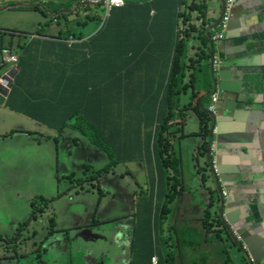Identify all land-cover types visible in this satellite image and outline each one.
<instances>
[{"label": "crops", "instance_id": "1", "mask_svg": "<svg viewBox=\"0 0 264 264\" xmlns=\"http://www.w3.org/2000/svg\"><path fill=\"white\" fill-rule=\"evenodd\" d=\"M204 1H135L125 8L114 9L110 20L103 26L104 9L85 6L81 0H0V25H3V29L26 33H19L23 35L20 41L11 39L7 47L4 41L0 44V66H11L4 78L9 76L10 80H14L8 91L0 85V110L26 119L33 125L34 134H31L54 142L56 149L58 144L55 137L60 138L62 143H71V139L84 143L83 147H75L71 143L75 150L82 152L74 162H69L67 158L55 165V171L64 176L68 175V171L76 173L79 158L94 171L98 165L93 162L100 163V168H103L111 157L126 159L129 170H115L121 178L118 194H109L108 180L101 187L105 188L104 192H100L104 198L109 196V200L123 206V211L119 212L121 215L135 217L137 212L142 215L147 228V242L140 247H149L153 257L158 258V264H264V155L260 149L264 143V0H236L227 38L217 42L210 37L217 32L214 31L222 17L223 5L220 0ZM202 6H208V12L199 10ZM44 11L56 24L60 23V19L63 23L59 26L47 25L48 20L42 16ZM71 15L76 17L70 18ZM22 22L25 24H17ZM72 23L79 25L75 34L69 30ZM109 23L113 37L109 41L96 43V38ZM17 41L19 46L15 44ZM177 45L180 46L176 48ZM113 54L117 57L113 58ZM9 55L16 56L18 64H6L4 58ZM212 56L219 59L221 64L214 75L210 66ZM176 57L179 58L176 61L177 73H184L185 76L183 84L179 83L178 86L185 87V92L180 93L177 87L178 93L171 103L173 106L166 110L162 104L167 94L172 61ZM113 63L120 65L121 73L116 75L118 85L112 84ZM20 73H26L23 80L26 90L15 91V82ZM2 77L3 74H0V79ZM98 84L102 85L100 92L107 98L103 110L107 118L100 124L103 143L99 146L93 144H97L94 134L98 129L90 132L88 129L72 128L67 129L63 136H57L52 127L59 126V118L64 112L79 109L80 116L69 124L74 127H84L83 120L87 124L92 123L94 104L86 103L78 108L77 96L85 95L91 86ZM17 85L22 86V80H18ZM65 87L75 89L71 97L65 96ZM215 87L221 93L217 114L210 118L211 130L207 142L216 146L213 156L220 174L219 181H213L212 171L208 177L203 171V187H199L200 181L195 177L181 188L173 203L167 205L168 214L163 215L170 188H167L158 159V123L166 118L168 112L171 122L168 123L170 132L167 136L172 148L165 158L178 159L181 168L182 164L186 165V159H198L197 164H206L209 145L208 153L205 157L201 156L202 126L196 107L206 112L210 96L217 91ZM23 97L28 109L26 114L12 111L10 103L13 101L19 107ZM116 98L122 99V103L114 102ZM53 100L56 103L55 112L46 106ZM66 100L70 101L65 105ZM150 101L151 106L146 104ZM252 103L254 107H251ZM149 109L153 113L151 119L145 112ZM259 129L262 130L261 134ZM23 133L19 135L26 136V132ZM26 142L27 139L24 142L17 140L14 148L23 151ZM15 152L13 158L9 154L4 158L6 166L0 165L1 173H9L7 166L13 167L18 161L16 156L20 153ZM68 154L73 155V152ZM22 160L30 169L39 165V160L33 156ZM59 160L57 155L56 161ZM125 172L131 176H124ZM43 180L44 176L38 182L43 184ZM145 181L147 195L142 188ZM220 188L228 194L226 198L219 194ZM2 189L10 190L5 183ZM135 189L138 190L134 192ZM77 191L82 202L78 207L75 204L69 206L66 215L82 207L88 212L83 205L86 197L82 194L89 193L88 190L85 188L79 192L77 188L68 195ZM61 199L64 200V196ZM101 199L98 194L97 201ZM213 201L215 208L211 213L219 212L223 205L225 226L242 239L245 250L257 259L252 260L249 255L248 260L238 248L224 246L216 233H207L203 221ZM58 221L66 222L70 232H54L39 250L38 244L47 234L42 232L40 241L31 246L29 254L27 246L21 244L18 254L24 256L20 264H88L95 253L97 255L94 256L102 261L99 264H117L120 258L126 263L132 259L134 261L131 237L117 242L116 246L124 247L120 257V254L113 252L115 245L105 246L104 224H101L102 227L95 226V216L92 214L82 215L74 224L70 217H58L56 226ZM74 230L80 231L71 236ZM217 239L220 240L219 245L216 244ZM99 247L103 248L104 255L98 254L101 252ZM227 248L229 255L226 256L224 252ZM36 251L39 253L33 254ZM138 256L137 264H153ZM229 258L231 263H228ZM9 263L12 264V261L9 260Z\"/></svg>", "mask_w": 264, "mask_h": 264}, {"label": "rangeland", "instance_id": "2", "mask_svg": "<svg viewBox=\"0 0 264 264\" xmlns=\"http://www.w3.org/2000/svg\"><path fill=\"white\" fill-rule=\"evenodd\" d=\"M205 1H209V0H205ZM205 8H206V12H208L209 7L207 6ZM42 9L44 10V8ZM42 16L46 17V19L48 20L47 25L59 26L60 24L63 23V20L60 19V23L56 24L55 21L52 20L53 18L52 17L50 18L47 15L46 11H44ZM73 17L76 16L71 15L70 18ZM80 23H85V22H80ZM17 24L24 25L25 22L17 23ZM64 25H66V23ZM15 27H19V26L15 25ZM19 28L28 29L27 27H21V26ZM78 28L79 25L74 23L70 24L69 26V30L72 31L73 34L77 33ZM13 31L17 33H12V34L7 33ZM19 33H24V32L15 29H3V25H0V44L4 41L5 42L4 44L7 47L8 46L7 42L11 41V39H18L20 41L23 35ZM64 36H66V33L64 34ZM19 41H17L15 44H18ZM19 45L20 44H18V46ZM184 50H186V48ZM10 65H14V64H10ZM10 70H11V66H4L3 64H1L0 74H3V77L0 79V85L2 86V88L6 89L7 87V86L5 87L3 86L2 83L3 79H6L8 83H12L9 76L4 78ZM183 92H185V90L182 91V94ZM195 97L196 96H194V98ZM19 116H14L13 114H11V112H4L0 110L1 167L6 166L4 163V158H7L8 154L11 155L10 156L11 158H13L12 154H14L15 150H16L15 153H20V155L16 156L18 161L15 162L14 166L13 167L7 166L9 169L8 170L9 173L3 174L0 172V264H10L9 260H7L5 257H10L11 255H13L14 252H17V248L21 244H25V246H27V252L29 254L31 252V246L33 244H37L40 241V237H41L40 235L42 232L48 233L55 230L57 231L67 230L69 228V225L64 221H58V226L56 227L57 223L55 220L58 217H61L62 219H67V217H70V220L74 224V222H76L77 219H81V216L82 215L85 216V214L87 213L95 216L97 206L99 207V209L96 213L95 221L104 224L102 231H105V236L103 237V242L105 246H111V245L116 246L119 240L124 239L127 236H130L131 239H133V237L135 236L138 230L139 224H144L142 215L139 212H137V215L135 217H126V215L125 216L121 215L119 212L123 211V206L121 204L118 206L116 204V201L109 200V196L103 198V195H101L103 199H101V201L98 202L97 201L98 193L97 191H92V186L90 185V183L88 186L85 187L89 193L82 192V194L86 197L84 198L83 205L87 207L88 212L85 208L82 207V208H76L70 212V215H66L69 206H73L72 204H75L78 207L80 205V202H82L79 201L80 199L78 194L72 193L67 197L64 195V200L61 199L63 196L61 198H58L56 201L53 202L52 205H50V207L46 210L44 215L38 217L37 219L31 220L32 202H35L34 210L38 211L41 209L40 206H42L41 203L42 199L46 200V199H50L51 197H56L58 194L68 191L71 188V185L74 184L72 181L69 180V178L64 179L63 174L57 173L54 168L55 165L61 164L62 161L67 158L69 162H74L76 160V157L82 155V152L75 150V148L72 146L71 143L58 142L57 143L58 148L56 149L54 142H47L44 139H40L39 137L38 138L34 137L33 136L34 133L32 132L33 125L30 124L29 122H26L25 121L26 119H23L22 117ZM201 126L203 127L202 123ZM14 131H20L22 133L26 132L25 133L26 136L21 137L19 134H12ZM28 135H30V137ZM26 139L27 142L23 151H21L19 148L16 149L14 148L17 143V140H22L24 142L26 141ZM68 152H73V155H69ZM57 155L60 158L58 162L56 161ZM31 156L39 160V165L36 164L34 169H30L26 165V163H24L22 160L23 158H30ZM203 157H205V155H203ZM125 161L127 160L126 159L122 160L121 162L123 164H121L118 167L116 166L114 167H116L117 170L118 169L129 170V167L126 166ZM185 162L186 165L183 166L182 164V168L180 167L181 169L180 176L176 177L175 182L172 181L171 183H169V188H170L169 196L173 197L172 201L169 204L173 203L175 196L179 194L181 188L183 186L188 185L192 180H194L195 177L198 181H200L199 187L202 188L203 171H206L205 174L207 175V177L212 171V167L209 162H207L206 164H204L203 162L197 164L198 159H194L193 161L186 159ZM93 163L98 165L97 169L99 170L101 169L100 163H95V162ZM85 164H87V162L79 158L77 162V169L75 171L76 172L74 179L75 181H77L80 178L85 179L84 174L86 172V169L83 166ZM144 165L145 167L147 165L146 159ZM188 168L191 171H189ZM97 169H95V171H97ZM87 170L89 169L87 168ZM69 173L70 171H68L66 174ZM118 174H119L118 171H114L111 175L104 178V181L102 183L103 186L105 181L108 180L107 188L109 189L110 195L115 194L116 196L118 194L117 189L121 181V178L119 177ZM216 174L218 175L217 170H216ZM182 175H183L184 183H182ZM42 176H44V180H43V184H40L38 180L41 179ZM124 176H131V174L125 172ZM212 178L214 181H216V177L214 176V174H212ZM4 183L6 184V187H8V189L10 190L2 189ZM146 183L147 182L145 181V184L142 188L144 189V194L147 195ZM205 186L208 187V185ZM173 187L175 188L173 189ZM100 190L104 192L105 188L104 189L100 188ZM130 190L131 189L129 187V193ZM137 190L138 189H135L134 192H136ZM123 191L124 193H126L125 189H123ZM68 193H70V191ZM222 206L223 205H221L219 215L217 216L219 219L217 220V225L219 226L222 225V223L219 224V221L221 222V220H223L225 224L227 223L226 218L224 216L225 209ZM49 217H51V219ZM145 217L148 216L145 215ZM53 221H55V227L51 226V223ZM83 222L88 223V221L86 220H84ZM99 226H103V225H99ZM216 228L219 229L218 226H216ZM79 231L80 230H74L70 233V235L74 236ZM34 234H35V238H33ZM215 235L221 240V242H223L224 246L228 245V248L230 247L232 249L233 248L236 249V244L234 243V240L228 229L225 231V234H221L219 232L216 233ZM219 239L216 240L217 245H219L218 244V242L220 241ZM34 248L36 249V247ZM228 248L227 251L224 252L226 256L229 255ZM147 249L150 250L149 247H147ZM98 250L102 251L103 248L99 247ZM37 253L39 252L36 251L33 254H37ZM120 261H125V260L120 258ZM100 262L102 261H100L98 258H94L92 261H90L91 264H99ZM75 264H77V262Z\"/></svg>", "mask_w": 264, "mask_h": 264}, {"label": "trees", "instance_id": "3", "mask_svg": "<svg viewBox=\"0 0 264 264\" xmlns=\"http://www.w3.org/2000/svg\"><path fill=\"white\" fill-rule=\"evenodd\" d=\"M206 1H204L205 3ZM198 8V7H196ZM199 10H201L203 13L206 11V8L204 6L199 7ZM107 26V27H106ZM103 29L104 32H102L97 38H96V43H102L105 42L104 40H108L110 38H112V31L110 29V23L109 25H106ZM107 41V42H108ZM207 43V41H205ZM184 45V43H182ZM180 45H177L176 48H178ZM107 47L111 48L110 45H108ZM174 54V52H173ZM175 54L177 55V51L175 50ZM117 55L113 54V58H116ZM202 58V57H201ZM177 59H179L178 57H176V60L172 61L173 62V68L172 71L169 75L168 78V87L166 88L167 90V94H165V102L164 104H162V106H164L166 108V110L168 109V107H172L173 104H171L175 97V94H177L178 92L176 91L177 87H178V91L181 93L185 87H180L178 86V84H183L184 81V73H177L178 69H177ZM131 64V63H130ZM98 70H101V68H98ZM113 71H114V78L112 80V84L113 85H118V77H116V75L120 72V65L114 64L113 63ZM26 73H20L18 79L15 82V91L18 90H26L23 80L25 77ZM18 80H22V86L17 85V81ZM74 80H72L73 82ZM100 86H102L101 84L96 85V87L91 86L90 87V91L87 92L85 95H81V97L78 95L77 96V100H78V108L81 106H84L86 103H93L94 104V109L91 111L93 114V120L92 123L87 124L84 120V127L82 126H73V125H69L72 123V120L75 117H79L80 115H78L79 109H74V110H70L68 112H64V114L62 115L61 118H59L58 124L59 126H53L52 128L56 131L57 136L61 137L64 135L65 131L68 129H78V130H85L88 129L90 132H96V130L98 129L97 133L94 134L95 139H97V144L93 143L94 145L99 146L100 144L103 143V128L102 126H100V124L102 123V121L104 119H106V115L103 114V110L105 108V103L107 102V98L104 97V94L102 92H100L101 88ZM74 88L71 87H65L64 92H66L65 96H72V92H74ZM70 100H66L65 101V105L67 102H69ZM114 102H120L122 103V99L120 98H116L113 99ZM55 101H51L49 103L46 104V106L51 107L52 108V112H55L54 107H55ZM146 104H149L151 106V101L147 102ZM10 109L16 113H21V114H26V112L28 111V109L26 108L25 105V97H23L22 101L19 102V107L17 105H15V103L12 101L10 103ZM170 111V110H169ZM146 114L148 115L149 119H151L153 117V113L152 110L149 109L147 111H145ZM196 112L198 113L199 117H200V122L202 123L203 127L201 130V140H202V145L200 148V155L203 156L205 154L208 153V142L207 139L208 137H210V130H211V120L208 116V114L206 112H203V109L201 111V109L199 107H196ZM78 115V116H77ZM168 118V119H167ZM55 122V120H53ZM148 122L150 123L151 120H148ZM171 122V119L169 117V113L167 112L166 118L159 124V127L156 130V145L157 148L160 149V153H159V162H160V166L164 171V177L165 180L167 182V188L169 187V183H171L172 181H176V177H179L181 174V163L178 159L172 158V157H167L165 158V156H168V154L171 152V143H170V137L167 136L170 132H168V123ZM99 132V133H98ZM101 132V135H100ZM22 132L20 131H14L12 134H21ZM6 138V137H5ZM55 142H61L62 140L60 138H54ZM109 140H111L110 136H109ZM71 143L75 146V147H80V146H84V143L82 141H80L79 139H71ZM124 159H117L116 157H111L109 159V162L107 164V166H105L104 168H101L100 170L94 171L93 169H91L89 166H84L86 169V172L84 174V178H80L77 181H75V173H70L68 175L63 176L64 179H68L70 181H72L74 184L71 185V188L68 191H65L61 194H58L56 197H51L50 199H42L41 203L42 206L40 210L35 211L34 207H35V202L31 203V220L37 219L38 217H41L42 215H44V213L46 212V210L50 207V205L53 204L54 201H56L58 198H61L62 196H67L68 192L74 189H79L81 191L85 190V187L89 185L92 186V191H97V193L101 196L103 195L100 192V188L102 187V183L104 181V178L108 177L109 175H111L121 164H123L121 161ZM112 163V165H111ZM116 166V167H114ZM87 168L89 170H87ZM91 171V172H90ZM172 171V174L171 172ZM89 176H88V175ZM166 174V176H165ZM173 175V176H172ZM172 177V178H171ZM175 187H173L174 189ZM91 191V190H90ZM76 194H78V191L76 192ZM104 198V195H103ZM173 197H170L169 195L167 196V201H166V205L163 207V215L165 213L168 214V209H167V205L172 201ZM215 208V203L214 201L211 203V205L209 206L207 212L205 213L204 216V221H203V226L205 228V230L207 231V233H211V234H215V233H221V234H225L226 229L223 227V223L219 221V224L222 223L221 226L217 225V220L218 219V215L219 212H215V213H211V210ZM99 207H96V212H95V217H96V213L98 211ZM51 219V218H50ZM94 220V218H93ZM92 220V222H93ZM56 221V220H55ZM55 221H53L51 223V226L55 227ZM102 223L96 222L95 226H99ZM216 226L219 227V230H216ZM224 231H223V229ZM59 232H65L66 231H59ZM54 233V231L50 232V234L42 241L40 242L38 245L43 246L46 242H48L49 238L52 236V234ZM137 238V240H136ZM147 242V228L145 227L144 224H139L138 230L135 234V236L132 239L131 242V254L132 256L134 255V261L132 262V260L127 263V264H137L138 263V259L139 256H142L145 260V262L147 260L151 261L153 254L151 253V249L148 250L146 245H143L142 247H140V245L144 244ZM223 243V242H222ZM224 245V244H223ZM138 254H135V253ZM229 263H231V259L229 258ZM148 263V262H147ZM146 263V264H147ZM159 263V262H158ZM246 264H249L248 262Z\"/></svg>", "mask_w": 264, "mask_h": 264}, {"label": "built area", "instance_id": "4", "mask_svg": "<svg viewBox=\"0 0 264 264\" xmlns=\"http://www.w3.org/2000/svg\"><path fill=\"white\" fill-rule=\"evenodd\" d=\"M135 1H143V0H81V3L85 6L89 7H100L104 9L105 15H104V24H106L107 21L111 18V12L114 9H121L126 7L129 3L135 2ZM222 2L223 7L225 6V15L222 19L221 24L218 25V27L215 29L214 32L215 35L212 37V40L214 42L217 41H223L226 39V36L229 32V27L232 19L234 18V8L236 6V0H220ZM4 61L6 64H18L19 59L16 56L9 55L4 58ZM210 66L212 73L217 72L220 67V61L216 57L212 56L210 59ZM12 83L14 80H11ZM6 82V89H10L12 86V83H8L6 79L2 80V83L4 84ZM217 91L213 95L210 96V105L206 110V113L208 114L209 118H214L217 114V104L219 101V93L221 91L215 87ZM213 128V127H212ZM209 154H208V162L210 163L212 167V171L216 173V162L213 154L216 153V146L211 142H209ZM223 197H227V193L223 191ZM153 264H157V257H152Z\"/></svg>", "mask_w": 264, "mask_h": 264}, {"label": "water", "instance_id": "5", "mask_svg": "<svg viewBox=\"0 0 264 264\" xmlns=\"http://www.w3.org/2000/svg\"><path fill=\"white\" fill-rule=\"evenodd\" d=\"M224 15H225V6L223 7V13H222V17H221V19H220V21L218 22V25L219 24H221V22H222V19H223V17H224ZM231 23H232V21H231ZM231 23H230V26H231ZM218 25H217V27H218ZM216 27V28H217ZM229 29H230V27H229ZM226 38H227V36H226ZM251 107H254V104L252 103L251 104ZM262 133V130L261 129H259V134H261ZM260 149H261V151H262V154L264 155V143L262 144V146L260 147ZM217 170V169H216ZM217 172H218V175L216 174V173H214L213 171H212V174H214V176L216 177V181H219V177H220V174H219V171L217 170ZM214 181V180H213ZM222 189L220 188V190H219V194L221 195L222 194ZM222 213H223V211H222ZM224 216H225V214H224ZM225 218H226V216H225ZM57 227V226H56ZM100 227H102V226H100ZM57 230H55L54 232H56ZM64 231H66V233H69L70 232V229H67V230H64ZM229 232H230V234H231V236H232V238H233V240H234V243L236 244V248H238L240 251H241V253L242 254H245L246 255V257H247V259L248 260H250V258H249V255L251 256V254H249L248 253V251H246L245 250V245H244V243H243V241H242V239L240 238V237H238L230 228H229ZM233 234H232V233ZM50 234V232H48L47 234H46V236L40 241V242H42L48 235ZM239 239H238V238ZM52 237H50L49 238V240L51 239ZM48 240V241H49ZM47 243V242H46ZM45 245V244H44ZM43 245V246H44ZM43 246H40L39 245V250H40V248H42ZM24 256V254H18V252H17V254H13V255H11L10 257H9V260L10 261H12V264H20L19 262H20V260H21V258ZM251 259L252 260H254V259H257L255 256H254V254H253V256H251ZM254 263H255V261H254ZM256 264V263H255Z\"/></svg>", "mask_w": 264, "mask_h": 264}, {"label": "flooded vegetation", "instance_id": "6", "mask_svg": "<svg viewBox=\"0 0 264 264\" xmlns=\"http://www.w3.org/2000/svg\"><path fill=\"white\" fill-rule=\"evenodd\" d=\"M218 89V88H217ZM227 196H228V194H227ZM223 223V227L227 230H229V227L227 228L226 226H225V222H222ZM223 227H222V229H223ZM223 231H224V229H223ZM112 246V245H111ZM111 246H108V247H111ZM115 248H113V252H115L116 254H120V257H121V254H123V249H124V247L122 246V245H120V246H114ZM98 254L101 256V255H104L103 253H102V251L101 252H98ZM94 255H97L96 253L95 254H93V257L94 258H96V256H94ZM93 258V259H94ZM88 264H91L90 262H88ZM117 264H127L126 263V261H119V262H117Z\"/></svg>", "mask_w": 264, "mask_h": 264}, {"label": "clouds", "instance_id": "7", "mask_svg": "<svg viewBox=\"0 0 264 264\" xmlns=\"http://www.w3.org/2000/svg\"><path fill=\"white\" fill-rule=\"evenodd\" d=\"M125 8V7H124ZM110 20V19H109ZM108 22V21H107ZM210 39L212 40V36L210 37ZM213 41V40H212ZM221 65V64H220ZM211 72H212V70H211ZM213 75H214V73H212ZM220 90V89H219ZM221 91V90H220ZM221 222H223V220H221ZM18 250H19V247L17 248V252H18ZM17 252H14L13 254H17ZM7 260H9V257H5ZM157 260H158V258H157ZM151 262H152V259H151ZM153 263V262H152ZM157 264H158V262H157Z\"/></svg>", "mask_w": 264, "mask_h": 264}, {"label": "bare ground", "instance_id": "8", "mask_svg": "<svg viewBox=\"0 0 264 264\" xmlns=\"http://www.w3.org/2000/svg\"><path fill=\"white\" fill-rule=\"evenodd\" d=\"M3 86H4V87L6 86V82H4Z\"/></svg>", "mask_w": 264, "mask_h": 264}]
</instances>
